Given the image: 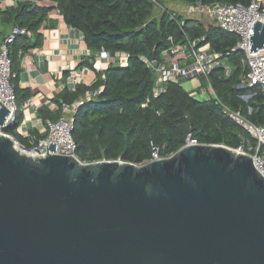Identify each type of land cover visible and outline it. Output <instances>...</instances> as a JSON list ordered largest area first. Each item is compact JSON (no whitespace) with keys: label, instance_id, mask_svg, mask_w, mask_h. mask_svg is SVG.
Returning <instances> with one entry per match:
<instances>
[{"label":"water","instance_id":"obj_1","mask_svg":"<svg viewBox=\"0 0 264 264\" xmlns=\"http://www.w3.org/2000/svg\"><path fill=\"white\" fill-rule=\"evenodd\" d=\"M251 28L255 53L264 23ZM0 264H264V177L222 144L84 163L0 134Z\"/></svg>","mask_w":264,"mask_h":264},{"label":"trees","instance_id":"obj_2","mask_svg":"<svg viewBox=\"0 0 264 264\" xmlns=\"http://www.w3.org/2000/svg\"><path fill=\"white\" fill-rule=\"evenodd\" d=\"M38 1L42 0H16L15 7L0 11V44L9 35L6 36L2 26H9L11 31L14 27H26L32 33L30 37L16 35L8 43L12 74L18 52L39 45L42 38L39 27L53 9L59 11L66 24L81 32L91 51L99 53L104 50L114 57L128 55L125 66L109 63L105 70L97 73L93 84L87 87L77 85L73 91H65L55 100L57 105L73 103L84 98L88 90H101L95 97L84 100L71 115L72 136L81 161L120 159L141 164L151 157L153 147L158 148L161 155L175 152L184 145L188 134L200 143L222 144L230 148L238 146L241 137H249L240 125L221 112L215 98L199 100L187 92L179 80L168 82L161 94L153 96L155 75L145 59L160 61L162 52L175 44L188 48V42H194L197 48L208 46L220 54V58L227 61L230 72L225 74L221 63L209 72L208 79L217 97L230 108L240 110L252 123H264V104L259 87H246L245 56L234 50V35L214 25L206 27L196 19L167 11L155 16V5L151 0H46L48 5H39ZM197 1L204 4L248 2L186 0L190 4ZM54 26L55 22H52L50 27ZM12 81L19 111L16 124L19 125V107L29 94L25 89H17L14 77ZM241 84L244 86L239 87ZM245 93L251 95L247 101L240 98ZM146 101V106H142ZM249 107L252 108L250 114ZM38 112L44 120H56L60 116V110L52 114L44 107ZM6 131L19 142L26 143L15 127H8Z\"/></svg>","mask_w":264,"mask_h":264},{"label":"built area","instance_id":"obj_3","mask_svg":"<svg viewBox=\"0 0 264 264\" xmlns=\"http://www.w3.org/2000/svg\"><path fill=\"white\" fill-rule=\"evenodd\" d=\"M151 1L156 3V0ZM56 12L59 14L58 10ZM186 13L205 14L212 20L214 26L236 37L234 50L242 52L245 56L247 69L246 87L258 86L264 104V46L256 49L255 53H250V34L254 32L251 27L255 21L264 23V0L213 2L209 4L197 1L188 5ZM29 34L30 31L26 27H14L10 35L0 44V102L9 110L3 124L0 125V134L9 136L14 141L16 148L29 156H44L48 151L51 154L73 156L81 161L77 156V144L72 136L73 118L71 115L77 106L83 104L84 100L95 97L101 91L100 89L86 91L84 98H79L73 103L61 102L60 105H56V110H60V116L56 120H44L45 132L43 135L38 136L33 133L18 131L20 126L16 124L18 107L15 85L12 81L13 74L8 54V43H11L16 35ZM171 39L169 38V40ZM188 43V48L182 44H175L164 50L160 61L145 59L147 67L151 68L155 75L152 88L153 96L161 94L165 90V85L170 81H180L181 78L197 76L203 77L208 86L202 90L201 94H208L209 97L215 98L220 104L221 112L240 125L254 141L253 144L249 137H241L238 146L232 149L238 153L250 155L254 167L264 177V123L258 125L252 123L240 110L232 109L219 100L210 85L208 74L219 63L224 66L225 74H229L230 68L228 64L225 65L220 58V54L210 50L208 46L197 48L194 42ZM99 57L106 60L108 64L117 62L120 66H125L128 55L124 53L114 57L108 52L101 50ZM72 79L76 80V77L72 76ZM243 86V84L239 85V87ZM250 97L251 95L240 96L244 101H247ZM208 98H203V100ZM147 101L142 106H146ZM29 105H32V102H29ZM251 112L252 108L249 107L248 114ZM8 127H15L16 132L26 139V143L19 142L11 133L6 131ZM50 142L56 143V152H49V149H46V145L48 147ZM199 143L191 134H188L184 141V145ZM170 155L172 153L161 155L159 154V149L153 147L151 157L143 163ZM81 162L87 163V161Z\"/></svg>","mask_w":264,"mask_h":264},{"label":"crops","instance_id":"obj_4","mask_svg":"<svg viewBox=\"0 0 264 264\" xmlns=\"http://www.w3.org/2000/svg\"><path fill=\"white\" fill-rule=\"evenodd\" d=\"M37 4L49 3L42 0ZM16 5V0H0V11ZM52 22H55L54 27H50ZM2 27L6 36L10 35L11 28ZM39 32L42 34L39 45H31L18 52L13 77L17 89H25L29 94L19 107L21 122L18 131L43 135L44 119L38 109L44 107L55 114L56 99L65 91H73L77 85L87 87L93 84L97 73L105 70L108 62L86 46L81 32L66 24L56 9L48 13ZM31 35L30 31L27 36Z\"/></svg>","mask_w":264,"mask_h":264},{"label":"rangeland","instance_id":"obj_5","mask_svg":"<svg viewBox=\"0 0 264 264\" xmlns=\"http://www.w3.org/2000/svg\"><path fill=\"white\" fill-rule=\"evenodd\" d=\"M190 3H187L186 0H163L161 3H154V15L158 16L163 11L171 12L181 17H190L192 19H196L201 22L204 26H212V20L207 17L205 14H187L186 9ZM223 63L227 65V61L224 60ZM180 83L182 87L189 92L192 96L197 97V99L203 100V98H208V94L202 95V90L208 86V83L201 77H193V78H181ZM243 96H247L246 93Z\"/></svg>","mask_w":264,"mask_h":264}]
</instances>
